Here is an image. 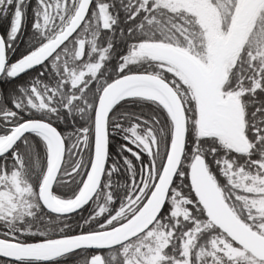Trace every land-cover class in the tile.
Masks as SVG:
<instances>
[{
    "label": "snow or ice",
    "instance_id": "snow-or-ice-1",
    "mask_svg": "<svg viewBox=\"0 0 264 264\" xmlns=\"http://www.w3.org/2000/svg\"><path fill=\"white\" fill-rule=\"evenodd\" d=\"M0 16V264H264V0Z\"/></svg>",
    "mask_w": 264,
    "mask_h": 264
},
{
    "label": "trees",
    "instance_id": "trees-1",
    "mask_svg": "<svg viewBox=\"0 0 264 264\" xmlns=\"http://www.w3.org/2000/svg\"><path fill=\"white\" fill-rule=\"evenodd\" d=\"M33 2H34V0H33ZM28 20H31V5L29 6ZM6 25H7V20L5 18H3L2 16H0V26H6ZM17 55H19V52L17 53ZM25 79H26V77H25ZM0 86L8 87V85H0Z\"/></svg>",
    "mask_w": 264,
    "mask_h": 264
},
{
    "label": "flooded vegetation",
    "instance_id": "flooded-vegetation-1",
    "mask_svg": "<svg viewBox=\"0 0 264 264\" xmlns=\"http://www.w3.org/2000/svg\"><path fill=\"white\" fill-rule=\"evenodd\" d=\"M30 23H31V20H28V24L30 25Z\"/></svg>",
    "mask_w": 264,
    "mask_h": 264
}]
</instances>
